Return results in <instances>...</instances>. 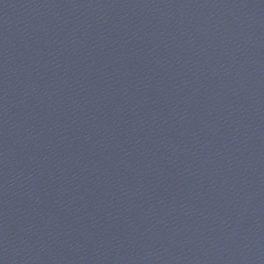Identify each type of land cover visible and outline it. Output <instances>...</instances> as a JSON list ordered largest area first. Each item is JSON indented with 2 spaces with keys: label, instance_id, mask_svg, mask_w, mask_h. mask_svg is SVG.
Wrapping results in <instances>:
<instances>
[{
  "label": "water",
  "instance_id": "obj_1",
  "mask_svg": "<svg viewBox=\"0 0 264 264\" xmlns=\"http://www.w3.org/2000/svg\"><path fill=\"white\" fill-rule=\"evenodd\" d=\"M0 264H264V0H0Z\"/></svg>",
  "mask_w": 264,
  "mask_h": 264
}]
</instances>
